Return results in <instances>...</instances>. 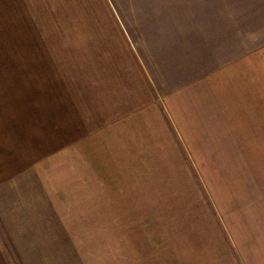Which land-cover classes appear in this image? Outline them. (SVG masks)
<instances>
[{
  "label": "rangeland",
  "instance_id": "1",
  "mask_svg": "<svg viewBox=\"0 0 264 264\" xmlns=\"http://www.w3.org/2000/svg\"><path fill=\"white\" fill-rule=\"evenodd\" d=\"M4 3L0 11V141L24 137L23 132L30 131L36 134L42 146H37L38 153L43 155L30 168L11 167L7 174H14L11 181L3 176L0 166V264H109V240H115L116 245L123 241L134 246L142 239L144 243L142 224L151 223L156 229L158 221L170 226L182 223L186 228L180 231L189 249L185 264H264V164L258 163L264 161V150L237 148L238 140L226 130L233 127L216 123L206 131H218L220 145V138L228 137V147L205 149V139L199 141L195 136L192 152L190 141L178 133L166 101V95L184 85L212 71L221 72L222 85L232 94L229 103L220 107L239 114L240 88L252 73L242 67L228 68V64L264 44V0ZM118 26L129 35L156 87L175 147L168 149V137L158 133V112L146 107L132 111V125L121 127H132V133L125 129L131 145L138 136L143 138L149 165H109L113 161L106 159L109 151L100 149L96 152L100 164L83 166L86 162L75 153L65 147V152H60V144L52 149L47 146L49 140L39 128L44 121L43 101L47 97L56 105L57 94L62 93L59 98L65 99V116L74 125L82 115L97 111L93 105L92 47L95 41L117 43L124 54ZM138 114L139 119L135 117ZM235 127L242 132L249 130L250 123L237 117ZM137 145V150L125 151L130 159L144 157ZM253 153L256 156L251 159ZM6 159L8 162L0 156V163ZM83 174L102 179L114 174L122 181L127 189L126 197L121 198L127 201L123 213L127 226L120 228L121 224L110 222L109 217L94 214L90 198L85 199V206L77 204V188L82 187L78 178ZM156 191L165 200L151 212L150 200L161 199L155 198ZM47 193L52 195V206L58 207L60 218L50 212ZM61 221L68 223V240L65 230L58 229ZM138 228L142 230L138 232Z\"/></svg>",
  "mask_w": 264,
  "mask_h": 264
},
{
  "label": "crops",
  "instance_id": "2",
  "mask_svg": "<svg viewBox=\"0 0 264 264\" xmlns=\"http://www.w3.org/2000/svg\"><path fill=\"white\" fill-rule=\"evenodd\" d=\"M4 1L21 0H0V11H3ZM119 34L126 48L124 54L121 53L117 43L95 44L96 38H94L95 42L92 47L94 66L92 85L94 86L93 97L95 98L93 105L97 108V111L89 113V116L82 115L78 120V124L74 125L68 115L65 116L64 110H67V108L62 103L65 99L59 98V96H63L62 93L57 94L56 105L53 100L47 99V97L43 101L45 103L43 109L44 121L39 124V128L44 131L45 140H49L47 146L52 149V147L60 144V146H57L62 150L60 152L63 153L67 149L68 152L75 153L76 158L81 159L83 163H87L83 166L99 165L98 161L100 159L96 152L100 149L109 151L106 159L113 160L108 163L109 165H149L150 157L147 154L149 151L146 149L147 147L141 145L144 143L143 138L140 137L139 139L138 136L135 143L131 145L132 139L130 136H126L127 131L125 129H128V133L129 131L132 133V127L131 129L128 126L121 127V124L132 125V111L139 112L143 108L146 109V107L158 112L156 117L159 118L161 126V131L158 133H164L166 138L168 137L166 142L168 149L170 146L171 148L175 147L172 142L174 137H171L169 125L165 123L164 112L160 110L158 93L150 79L146 66L140 55L136 53L127 32L119 27ZM97 42H99V39ZM233 67H242V70L246 73L248 70H251L252 73L249 78H244L241 85L242 95L236 110L237 113L239 112L238 115L228 110V108L223 109L220 107L225 102L229 103L232 94L231 90L222 85L224 81L221 72L214 73L212 71L202 78L184 85L180 91L176 90L166 95L168 111L171 113L176 127H178V133L190 141L188 143L192 145V147L190 146L192 152L195 150L193 144L197 139L199 141L205 139V149L221 151L228 147L226 145L228 137L225 140L221 137L220 145L218 143V131L213 128L206 131L208 125L216 123H228L229 126L233 127L231 130L229 128L226 130L228 134H233L234 138L238 140L237 148L241 150L254 149L253 151L256 149L264 150V44L228 64V68L233 69ZM133 70H136V74ZM236 72L237 75H241L240 70L237 69ZM134 94L136 96H133ZM138 115L135 116L137 119L140 118L141 114ZM237 117L242 118L246 123H250L249 130L243 128L244 130L241 132L235 127ZM119 121L120 127L118 126ZM30 133V131L23 132L24 137H4L0 141V156L8 158V162L6 159V161L0 163L3 173L6 174H3V176L6 177L7 181H11L9 180L10 177L14 176V174L7 175L12 171L11 167L18 166L17 169H20L21 166L30 168L31 165H36V159L43 155V153H38L40 151L37 146L40 145V142L36 134ZM136 143L140 144L144 157L134 160V158L130 159L125 151L137 150L138 145ZM256 143L258 146H256ZM254 154L251 159L255 158L256 155L254 156ZM20 155L21 157L17 161ZM194 156L199 159L197 154L194 153ZM14 159L16 160L14 161ZM66 160H68V157H66ZM114 160L121 161L118 163ZM258 163L263 165L264 161ZM18 173L19 171L16 172V174ZM86 176L88 174H83L81 179L78 178L80 182L82 181V187L77 188V204L85 206V199L90 198L93 201V208H95L94 214H103L104 219L106 216L109 217L110 222L121 224L120 228H124L122 224L127 226V222H124L126 221V215L123 214L127 212L126 208L128 209L126 207L127 201H121L122 197H126L125 192L127 189L125 190L122 181H117L114 174H107L103 179L100 177L95 178L90 174V177L86 178ZM85 182H91V184L87 186ZM93 182H96V184ZM46 192L44 190L45 194ZM47 195L48 202L51 204L48 207L50 212L58 214V218H60L58 207L56 205L52 206V195L48 193ZM158 197L161 199L150 200L151 212L157 211L165 200L161 193L156 191L155 198ZM118 202H122L123 205L118 206ZM61 222L58 229L65 230L67 234L65 239L68 240L70 237L68 223ZM158 223V225L154 223L156 229L150 226L151 223L147 226L142 224L143 233L141 235L144 236V243H142V239L141 243L137 241L133 244L134 246L123 241L116 245L113 243L115 240H109V254L105 253L106 250L103 252L111 256L108 259L109 264H146V261H148L147 264H185L186 253L189 252V249L187 250L185 247L186 242L182 241L180 231L186 228L183 227L182 223L177 222H174L172 226H170V223L159 221ZM141 230L138 228V232Z\"/></svg>",
  "mask_w": 264,
  "mask_h": 264
}]
</instances>
